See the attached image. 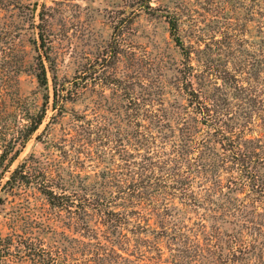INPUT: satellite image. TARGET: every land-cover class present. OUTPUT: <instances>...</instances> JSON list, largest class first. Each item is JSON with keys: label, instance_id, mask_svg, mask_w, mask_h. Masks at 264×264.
Here are the masks:
<instances>
[{"label": "rangeland", "instance_id": "1", "mask_svg": "<svg viewBox=\"0 0 264 264\" xmlns=\"http://www.w3.org/2000/svg\"><path fill=\"white\" fill-rule=\"evenodd\" d=\"M0 264H264V0H0Z\"/></svg>", "mask_w": 264, "mask_h": 264}, {"label": "trees", "instance_id": "2", "mask_svg": "<svg viewBox=\"0 0 264 264\" xmlns=\"http://www.w3.org/2000/svg\"><path fill=\"white\" fill-rule=\"evenodd\" d=\"M40 19L42 20V16H40ZM39 37H40V40H41V42H43V37H42V34H40L39 35ZM39 81H40V83L41 84H46V78H45V73H44V70L41 72V74H40V76H39ZM56 95V94H55ZM54 95V96H55ZM38 124H39V122H38ZM37 124V125H38ZM37 129V127L35 126V127H33L32 129H30V134H32L35 130ZM14 173H12V175H13ZM152 186L154 187V185H153V183H152ZM49 194H47V197H48V199H49V201H50V203L52 204V205H54L55 206V204H54V202H53V198H58V197H56L55 195H53L51 192H48ZM62 199V197L61 196H59V199ZM59 205H61V203L59 204ZM57 206V205H56Z\"/></svg>", "mask_w": 264, "mask_h": 264}]
</instances>
